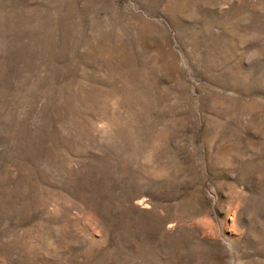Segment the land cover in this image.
<instances>
[{
    "label": "rangeland",
    "instance_id": "374dc122",
    "mask_svg": "<svg viewBox=\"0 0 264 264\" xmlns=\"http://www.w3.org/2000/svg\"><path fill=\"white\" fill-rule=\"evenodd\" d=\"M0 264H264V0H0Z\"/></svg>",
    "mask_w": 264,
    "mask_h": 264
}]
</instances>
